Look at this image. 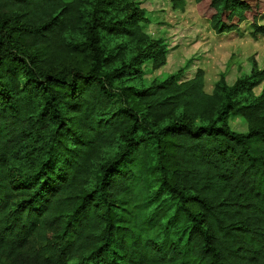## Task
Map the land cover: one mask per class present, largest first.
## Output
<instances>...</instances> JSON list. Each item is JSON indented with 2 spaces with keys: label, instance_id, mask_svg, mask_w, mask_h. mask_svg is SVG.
<instances>
[{
  "label": "trees",
  "instance_id": "16d2710c",
  "mask_svg": "<svg viewBox=\"0 0 264 264\" xmlns=\"http://www.w3.org/2000/svg\"><path fill=\"white\" fill-rule=\"evenodd\" d=\"M194 3L215 34H264V0ZM144 20L0 0V264H264V69L124 85L165 64Z\"/></svg>",
  "mask_w": 264,
  "mask_h": 264
},
{
  "label": "rangeland",
  "instance_id": "374dc122",
  "mask_svg": "<svg viewBox=\"0 0 264 264\" xmlns=\"http://www.w3.org/2000/svg\"><path fill=\"white\" fill-rule=\"evenodd\" d=\"M179 1L182 7L174 6L172 0H128L143 11L141 30L150 39L161 40L166 54L163 66L154 70L145 63L141 79L126 80L124 85L145 87L170 75L183 82L202 70L204 91L211 93L220 77L232 85L252 68L264 69V34L254 33L249 21L234 32L215 34L209 20L198 15L194 0ZM259 24L264 25V19ZM261 89L262 85L255 88L254 94ZM228 125L236 133L248 129L247 122L237 114L229 116Z\"/></svg>",
  "mask_w": 264,
  "mask_h": 264
}]
</instances>
